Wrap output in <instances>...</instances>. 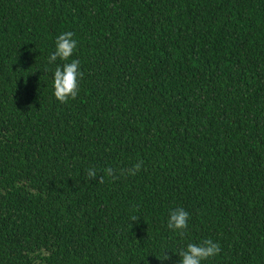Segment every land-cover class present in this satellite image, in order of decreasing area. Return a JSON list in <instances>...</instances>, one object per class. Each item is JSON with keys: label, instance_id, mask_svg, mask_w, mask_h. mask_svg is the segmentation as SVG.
Returning <instances> with one entry per match:
<instances>
[{"label": "trees", "instance_id": "1", "mask_svg": "<svg viewBox=\"0 0 264 264\" xmlns=\"http://www.w3.org/2000/svg\"><path fill=\"white\" fill-rule=\"evenodd\" d=\"M205 239L202 264H264V0H0V264H180Z\"/></svg>", "mask_w": 264, "mask_h": 264}, {"label": "clouds", "instance_id": "2", "mask_svg": "<svg viewBox=\"0 0 264 264\" xmlns=\"http://www.w3.org/2000/svg\"><path fill=\"white\" fill-rule=\"evenodd\" d=\"M74 33L72 31H66L61 33L55 41V50L49 56V63H54L57 59L65 61L62 66H57L54 71V96L56 100L61 103H67L69 99H76L79 93V79L82 77L80 71V61L78 59L69 58L73 56L74 50L77 48V40L73 38ZM142 162L136 163L127 172L129 175H135L141 168ZM109 176L112 175L113 170L107 168L104 170ZM89 179L96 178V171L89 169L87 171ZM103 177H101V181ZM138 218L133 216L131 221H137ZM189 213L183 208H177L169 213L167 227L173 231H179L182 234V230L188 227ZM221 252V247L218 243L213 242L211 239H205L201 243H189L185 249H182L178 255L180 257V264H202L203 261H207L209 258L215 257ZM160 261H166L170 259L168 255L156 257Z\"/></svg>", "mask_w": 264, "mask_h": 264}]
</instances>
